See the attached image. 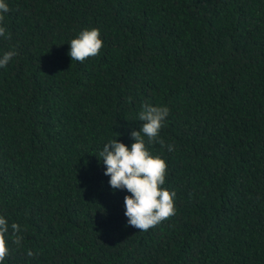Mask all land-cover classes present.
Instances as JSON below:
<instances>
[{
  "label": "trees",
  "instance_id": "obj_1",
  "mask_svg": "<svg viewBox=\"0 0 264 264\" xmlns=\"http://www.w3.org/2000/svg\"><path fill=\"white\" fill-rule=\"evenodd\" d=\"M5 2L0 216L23 241L4 264H264V0ZM93 28L100 53L72 61ZM144 103L169 109L174 150L148 147L175 215L140 231L99 153L131 148Z\"/></svg>",
  "mask_w": 264,
  "mask_h": 264
},
{
  "label": "clouds",
  "instance_id": "obj_2",
  "mask_svg": "<svg viewBox=\"0 0 264 264\" xmlns=\"http://www.w3.org/2000/svg\"><path fill=\"white\" fill-rule=\"evenodd\" d=\"M10 11L5 0H0V37L6 36L3 26L4 15ZM103 41L100 30L93 28L83 30L70 42L68 55L71 60L83 63L90 57L100 53ZM17 51L10 50L0 57V67H5ZM131 97L129 102H131ZM169 109L166 106H153L144 103L139 112L138 120L142 122L139 131H132L134 143L131 148L116 140H110L103 145L99 159L106 167L105 176L110 177L108 183L113 190H126L130 195L124 197L125 213L128 225L140 231H147L175 215V192L163 187L167 175V163L160 155H153L148 145L159 143L167 147L169 152L174 146L165 145L160 138V131L165 125ZM21 226L17 223L9 225L0 216V264H4L9 256V240L20 247L23 236L20 235ZM9 233L10 236H9ZM28 257L34 253L29 250Z\"/></svg>",
  "mask_w": 264,
  "mask_h": 264
}]
</instances>
